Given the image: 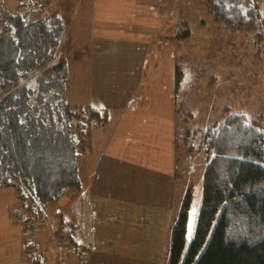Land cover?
Wrapping results in <instances>:
<instances>
[{
  "label": "trees",
  "instance_id": "trees-1",
  "mask_svg": "<svg viewBox=\"0 0 264 264\" xmlns=\"http://www.w3.org/2000/svg\"><path fill=\"white\" fill-rule=\"evenodd\" d=\"M25 1L16 11L0 2V187H14L28 217L19 219L17 207L11 217L24 231L33 226L30 216L45 220L50 203L81 187L78 147L110 119L108 109L67 101L69 62L57 53L64 17L47 0H30L32 10ZM203 1L215 19L252 30L264 47V24L254 23L257 0ZM177 141L183 161L187 150ZM199 142L198 149L213 145L216 156L203 174L191 239L193 192L186 189L171 228L169 264H264V117L227 112ZM29 236L24 255L34 248Z\"/></svg>",
  "mask_w": 264,
  "mask_h": 264
},
{
  "label": "rangeland",
  "instance_id": "rangeland-1",
  "mask_svg": "<svg viewBox=\"0 0 264 264\" xmlns=\"http://www.w3.org/2000/svg\"><path fill=\"white\" fill-rule=\"evenodd\" d=\"M47 1L49 6L61 13L66 23L65 35L57 53L60 57H67L69 62L67 101L71 103L75 98L83 108L94 103L112 104V101L131 97L139 80V90L135 91L133 99L150 92L151 106L155 109L152 105L154 99L155 104L164 103L163 107L168 111L163 115L161 129L156 135L158 139L145 137L143 140L149 149H153L156 144L164 145L167 133H173L175 129L178 145H184L187 150L184 161H179L181 165L177 168L182 169L181 174L186 177L184 185L186 189L191 187L193 207L198 210L203 174L216 156L213 145L197 148L202 131L223 119L227 112L264 117V47L256 43L254 32L215 19L203 0ZM1 2L12 11L18 10L19 0ZM136 2L140 6L137 7ZM255 4L259 9V18L254 23L260 26L264 24V0H257ZM145 13L147 15L143 20L142 14ZM152 13L162 17V26L154 24V18H149ZM106 24L110 25V29ZM107 29L111 35H108ZM146 40L149 41L150 54L146 59L144 75L140 76L137 68L145 60L140 55H145L148 50L142 43ZM106 49L111 50L110 55ZM126 66L123 77L122 71ZM120 88L123 89L122 97L116 95ZM154 90L156 92L153 93ZM143 130L153 132L151 126L143 127ZM93 132L89 138L91 141L78 147L79 173L83 181L96 163L98 143L92 139ZM105 150L126 153L123 144L120 148L111 145ZM144 151L145 147L139 145L134 149L136 155ZM189 166L190 174L187 172ZM184 185L179 187L181 204L185 196L181 190ZM19 205L12 185L0 187V225L9 207L21 208ZM25 212L23 207L18 210L22 221L28 217ZM55 213L52 206L40 233L41 247L31 237H38L34 226L40 221L30 216L33 226L26 231L31 235L29 244L34 248H30L26 258L22 255L26 262L30 255L34 256L44 248L47 264H62L64 258L65 264H78L75 246L68 242L66 234L72 225L63 222L64 231L59 229L61 222ZM18 223L24 228V223ZM57 251L63 256L60 261L51 257ZM38 255L43 256L42 252Z\"/></svg>",
  "mask_w": 264,
  "mask_h": 264
},
{
  "label": "crops",
  "instance_id": "crops-1",
  "mask_svg": "<svg viewBox=\"0 0 264 264\" xmlns=\"http://www.w3.org/2000/svg\"><path fill=\"white\" fill-rule=\"evenodd\" d=\"M136 6L140 4L136 2ZM142 15L144 20L147 13ZM149 18H154L155 20L151 19L154 24L162 26L159 14L152 13ZM106 26L110 29L109 24ZM109 29L107 33L111 35ZM116 32L118 33V28ZM142 43L145 49L149 48L148 40ZM109 51L111 50L106 49L108 55ZM149 54L148 49L145 55H140L145 57L143 65L136 67L140 70V76L144 75ZM126 69L127 66L122 71L123 77ZM170 75L173 77L172 73ZM138 83L139 80L131 97L112 101V104H90L96 109H108L112 112L109 121L99 125L93 132L92 139L98 143L96 163L87 179H81V187L73 196L66 194L48 205L46 219L34 226L37 234L39 233L34 239L38 241V246L41 247L40 233L43 231V224L54 206L57 213L55 216L61 222L59 229L63 230V222L72 225L66 234L68 242L75 246L78 264H169L171 228L182 200L179 187L180 184H185L186 177L178 180L175 171L180 161L177 159L174 143L175 129L173 133H167L164 145L156 144L155 148L149 149V145L144 142L145 137L158 139L156 135L161 129L163 115L168 111L164 109V103L155 104L154 99L152 105L155 109L151 106L150 92L133 99V94L139 90ZM122 93V88L117 89L118 97H122ZM72 99L73 103L78 104L75 98ZM146 126H151L153 132H144L143 127ZM101 128L103 130L100 131ZM122 144L126 153L105 150L111 145L120 148ZM136 145L145 147L141 155L134 153ZM181 190L185 195L186 186ZM19 206L21 208L17 210L23 207L21 204ZM10 207L0 225V264H47L44 248L39 252L44 257L35 253L34 256H29L28 262L22 259L24 238L28 233L11 217V212L16 207ZM51 257L55 261L63 258L58 251L51 254ZM65 260L64 258L62 264H65Z\"/></svg>",
  "mask_w": 264,
  "mask_h": 264
},
{
  "label": "snow or ice",
  "instance_id": "snow-or-ice-1",
  "mask_svg": "<svg viewBox=\"0 0 264 264\" xmlns=\"http://www.w3.org/2000/svg\"><path fill=\"white\" fill-rule=\"evenodd\" d=\"M195 216H196V208L193 207V210H192V217L193 219L189 221L188 225H187V236L189 239L192 238V234H193V229H194V226H195Z\"/></svg>",
  "mask_w": 264,
  "mask_h": 264
},
{
  "label": "built area",
  "instance_id": "built-area-1",
  "mask_svg": "<svg viewBox=\"0 0 264 264\" xmlns=\"http://www.w3.org/2000/svg\"><path fill=\"white\" fill-rule=\"evenodd\" d=\"M24 6L25 8H27L28 10H32L33 9V3L30 0H27L24 2Z\"/></svg>",
  "mask_w": 264,
  "mask_h": 264
}]
</instances>
